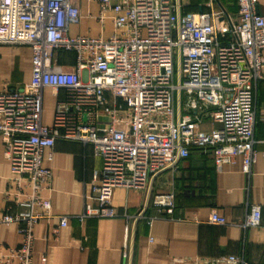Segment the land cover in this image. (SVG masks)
I'll return each mask as SVG.
<instances>
[{
	"label": "built area",
	"instance_id": "2783aa9c",
	"mask_svg": "<svg viewBox=\"0 0 264 264\" xmlns=\"http://www.w3.org/2000/svg\"><path fill=\"white\" fill-rule=\"evenodd\" d=\"M98 2L100 21L113 14L117 32L108 39L70 35L81 19L72 0H0V44L29 46L33 68L23 88L0 91L7 196L22 210L0 219L17 223L22 235L19 247L0 249V264H32L35 226L52 211L53 171L44 162L53 154L46 150L58 140L91 146L102 162L80 221L115 217L116 189L147 190L193 149L212 150L218 167L241 156L246 174L256 162V95L264 80L258 0H237L235 19L217 0L196 13H184L181 0ZM62 53L74 54L73 66L60 64ZM46 89L56 98L52 126L43 123ZM149 195L147 208L172 217L173 194ZM147 208L127 219L144 218ZM212 222L226 224L218 214ZM67 225L62 217L60 226ZM245 226L264 227L260 206ZM176 261L253 264L236 255Z\"/></svg>",
	"mask_w": 264,
	"mask_h": 264
},
{
	"label": "crops",
	"instance_id": "0c3cea01",
	"mask_svg": "<svg viewBox=\"0 0 264 264\" xmlns=\"http://www.w3.org/2000/svg\"><path fill=\"white\" fill-rule=\"evenodd\" d=\"M119 0H113L118 2ZM183 12H200L206 0H181ZM232 18L238 12L237 0H217ZM81 19L71 25V36L110 38L117 32L112 20H99L98 0H72ZM193 6V8L189 6ZM258 12L264 15V0H258ZM60 64L71 67L75 56L62 55ZM32 52L24 44H0V91L20 89L32 81ZM56 98L52 90L44 92L43 123L52 126ZM255 139L257 158L251 173L242 170L238 156L218 167L213 151L193 149L175 170H167L148 184L147 190L118 188L113 204V218L80 221L88 198L92 195L95 172L102 162L93 148L80 142L58 140L46 150L53 160L45 166L53 171L49 218L40 220L34 229L32 264H190L176 259L236 255L253 264H264V227H247L245 220L253 206H260L264 221V80L256 95ZM209 127V126H208ZM10 163L0 140V219L21 210L7 196ZM150 194H173L172 217L148 207ZM147 208L144 218L130 223L128 216ZM162 215L151 225L147 216ZM225 218L226 224L212 222V215ZM68 217V225L60 219ZM22 235L17 223H0V249L17 248ZM127 253V255H126Z\"/></svg>",
	"mask_w": 264,
	"mask_h": 264
},
{
	"label": "trees",
	"instance_id": "16d2710c",
	"mask_svg": "<svg viewBox=\"0 0 264 264\" xmlns=\"http://www.w3.org/2000/svg\"><path fill=\"white\" fill-rule=\"evenodd\" d=\"M62 55H63V56H64V55H72V53H62V54L60 55V57H61Z\"/></svg>",
	"mask_w": 264,
	"mask_h": 264
},
{
	"label": "rangeland",
	"instance_id": "374dc122",
	"mask_svg": "<svg viewBox=\"0 0 264 264\" xmlns=\"http://www.w3.org/2000/svg\"><path fill=\"white\" fill-rule=\"evenodd\" d=\"M185 5V4H184ZM189 7H191V8H193V6L191 5V6H189ZM177 68V70H178V67H176ZM176 77H177V75H176Z\"/></svg>",
	"mask_w": 264,
	"mask_h": 264
}]
</instances>
